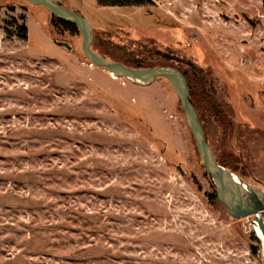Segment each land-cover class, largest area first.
Segmentation results:
<instances>
[{
    "label": "rangeland",
    "instance_id": "374dc122",
    "mask_svg": "<svg viewBox=\"0 0 264 264\" xmlns=\"http://www.w3.org/2000/svg\"><path fill=\"white\" fill-rule=\"evenodd\" d=\"M54 1L91 24L105 59L186 72L218 164L264 193V0ZM12 20L27 41L3 30ZM50 23L0 0V264H264L254 218L217 199L168 82L114 80L79 30Z\"/></svg>",
    "mask_w": 264,
    "mask_h": 264
},
{
    "label": "water",
    "instance_id": "95a60500",
    "mask_svg": "<svg viewBox=\"0 0 264 264\" xmlns=\"http://www.w3.org/2000/svg\"><path fill=\"white\" fill-rule=\"evenodd\" d=\"M26 1L35 6H42L51 15L75 25L81 35L82 52L92 65L117 78H124L142 87L152 85L159 78L168 82L181 104L185 124L191 132L203 166L213 182L217 199L233 219L254 218L252 226L261 244L264 259V193L243 183L218 164L212 148L207 143L198 114L190 101L189 86L183 73L173 67L131 68L107 60L92 50L94 32L91 24L84 17L64 8L54 0ZM62 45L70 49L67 44L63 43Z\"/></svg>",
    "mask_w": 264,
    "mask_h": 264
},
{
    "label": "trees",
    "instance_id": "16d2710c",
    "mask_svg": "<svg viewBox=\"0 0 264 264\" xmlns=\"http://www.w3.org/2000/svg\"><path fill=\"white\" fill-rule=\"evenodd\" d=\"M97 6L103 7V8H149L153 7L155 5V1L157 0H95ZM8 26L4 27V31L9 36L15 35L19 39L23 41L28 40V30L26 26L18 24L16 21L12 20L10 22H7ZM51 26L54 30H64V31H70L76 33L78 31L77 27L69 22L63 21L61 19H58L57 17L51 15ZM11 27V28H9ZM61 32V31H59ZM163 58H165L168 61H173L175 63L182 64L183 66L187 67L188 71L195 76L196 79H201V81L207 86V88H210L213 84V81L211 78H209L208 74L204 73V69L199 66L197 63H195L192 60L189 59H180L175 58L174 56H171L167 53L161 54ZM104 58V57H103ZM108 60V59H107ZM113 61V60H111ZM116 62V61H114ZM119 63V62H118ZM121 64V63H120ZM125 65V64H123ZM127 66V65H125ZM129 67V66H127ZM131 68H147L146 66H140L139 64L135 67ZM183 75L186 76V72H183ZM190 87V86H189ZM190 89V101L193 104L194 108L197 109L194 105V101L192 100L193 97V91ZM198 110V109H197ZM203 122V121H202ZM257 242L259 240H256ZM256 253L255 248L252 249V254L254 255Z\"/></svg>",
    "mask_w": 264,
    "mask_h": 264
},
{
    "label": "bare ground",
    "instance_id": "6f19581e",
    "mask_svg": "<svg viewBox=\"0 0 264 264\" xmlns=\"http://www.w3.org/2000/svg\"><path fill=\"white\" fill-rule=\"evenodd\" d=\"M108 74H109V76H110L112 79L116 80V77H115L113 74H111V73H108Z\"/></svg>",
    "mask_w": 264,
    "mask_h": 264
}]
</instances>
